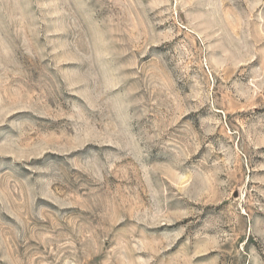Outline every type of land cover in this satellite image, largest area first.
<instances>
[{
  "label": "rangeland",
  "instance_id": "rangeland-1",
  "mask_svg": "<svg viewBox=\"0 0 264 264\" xmlns=\"http://www.w3.org/2000/svg\"><path fill=\"white\" fill-rule=\"evenodd\" d=\"M0 264H264V0H0Z\"/></svg>",
  "mask_w": 264,
  "mask_h": 264
}]
</instances>
